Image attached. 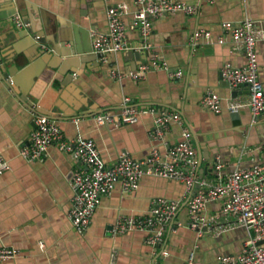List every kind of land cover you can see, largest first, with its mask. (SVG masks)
Returning <instances> with one entry per match:
<instances>
[{
    "label": "crops",
    "instance_id": "obj_1",
    "mask_svg": "<svg viewBox=\"0 0 264 264\" xmlns=\"http://www.w3.org/2000/svg\"><path fill=\"white\" fill-rule=\"evenodd\" d=\"M178 1L197 6V14L153 20L152 51L167 61L169 71H151L141 81H118L111 75L114 64L129 72L148 60L141 51L134 0H0L1 16L11 20L0 28V157L12 167L0 176V248L19 251L16 259L0 264H184L191 252H195L194 264H219L220 256L243 250L249 230L235 217L224 216L221 202L208 205L205 214L214 220L200 237L189 225L186 186L153 176H145L133 193H124L118 183L111 196L103 197L90 228L80 234L69 212L74 196L70 179L83 167L81 163L57 145L41 160L28 161L21 155L30 145L37 111L44 110L59 118L55 121L65 139L93 141L109 166L124 153L140 161L147 160L153 149L165 154L185 129L191 131L196 154L202 158L199 177L211 184L225 182L237 167L263 163L264 117H253L247 106L248 88L228 86L222 69L226 64L247 65L243 47L235 44L223 24L249 18L264 28V0ZM110 6L127 8L123 19L128 43L132 51L142 53L140 58L125 59L126 53H118L102 64L93 53L92 34L108 32ZM16 13L22 19L30 17L23 21L33 33L14 24ZM44 22L48 28L41 32ZM200 28L210 31L211 37L193 46L191 38ZM37 37L46 45L40 47ZM257 55L264 85V42L257 44ZM12 58L25 63L16 69ZM5 71H10L7 78ZM178 71L181 77L171 76ZM209 91L224 100V107L227 100L245 107L237 114L226 107L220 114L209 111L202 106ZM124 97L157 113L143 114L130 125L95 122L98 114L120 111ZM161 112L179 113L182 122L171 123L163 139L155 140L152 134ZM207 165L212 173L203 171ZM217 165H222L221 177ZM158 198L181 202L176 228L165 232L161 248L148 245L143 232L113 235L119 219L145 217Z\"/></svg>",
    "mask_w": 264,
    "mask_h": 264
},
{
    "label": "built area",
    "instance_id": "obj_2",
    "mask_svg": "<svg viewBox=\"0 0 264 264\" xmlns=\"http://www.w3.org/2000/svg\"><path fill=\"white\" fill-rule=\"evenodd\" d=\"M137 11L134 16L143 41L141 51L148 52V60L142 62L134 71L120 69L114 64L111 69L112 78L123 81L133 79L141 81L151 71H169V65L160 55L155 54L151 36L153 20L169 14L183 13L196 15L197 6L178 0H134ZM213 4L215 0H205ZM126 7L110 6L107 12L109 30L107 33L92 34L93 53L102 64L109 63L111 55L127 53L132 50L127 39V26L123 19ZM19 29H28V24L19 14L13 17ZM224 30L230 34L235 44L242 46L247 59L244 68L226 64L222 69V78L233 89L246 85L250 93L248 108L254 118L264 117V85L260 80L257 44L264 42V28L252 19L246 18L235 24L225 22ZM211 32L197 29L191 38L193 46L203 39H209ZM37 39H40L37 37ZM182 72L172 73V77H181ZM120 111H106L95 116L100 126L130 125L139 122L146 113L156 114L155 108H139L130 97H124ZM202 106L209 111L220 114L225 107L235 114L245 107L233 100H224L213 91L207 92ZM179 113L161 112L152 134L155 140H162L171 123H181ZM57 145L61 151L72 154L83 167L76 169L71 176L70 184L74 191L69 218L74 229L85 233L92 225L93 218L102 203L103 197H109L118 183L124 193L138 190L145 176H153L178 181L186 186L189 225L201 237L214 218L207 217L205 212L209 204L221 202V213L233 216L240 226L249 230V237L239 254L225 255L218 258L219 264H264V162L251 167H237L225 182L211 184L199 177V158L192 143V133L185 129L181 140L165 154L153 149L145 161H140L127 153L109 166L101 157L96 144L85 138L68 140L64 138L56 121L46 115L37 114L35 129L30 137V145L21 150V155L28 161L41 160L49 149ZM264 150V146H263ZM12 169L11 164L0 157V176ZM222 165L216 166L221 177ZM199 189L196 191V185ZM181 202L158 198L143 218H121L112 227L114 236L131 232L147 234L146 243L152 247L162 244L165 232L172 231ZM181 226V224H178ZM165 255L167 253H164ZM19 251L10 247L0 248V263L16 259ZM195 252H191L184 264H194Z\"/></svg>",
    "mask_w": 264,
    "mask_h": 264
},
{
    "label": "water",
    "instance_id": "obj_3",
    "mask_svg": "<svg viewBox=\"0 0 264 264\" xmlns=\"http://www.w3.org/2000/svg\"><path fill=\"white\" fill-rule=\"evenodd\" d=\"M5 1H7V0H4V2ZM16 14H18V13H16ZM22 15H25L24 13H22ZM29 18V19H28ZM27 19L28 20H30V17H28ZM24 19V21L25 22H28L27 21V19L24 17L23 18ZM8 22H11V20L10 21H8V18L6 17H2L1 16V14H0V28L3 26V25H6V23H8ZM35 28V27H34ZM48 28V25L44 22V24H43V28H42V30H39V31H41V32H44V30L45 29H47ZM33 29H31V28H29V29H27V32L28 33H33V31H32ZM37 42H38V44H39V46L40 47H42V46H44V45H46V41H43L42 39H38L37 40ZM60 42H61V44L63 45L64 44V40H63V38H60ZM143 46V45H142ZM145 54L146 55H148V52H145ZM141 55H142V53H140V52H137V51H132V50H130V51H128V53H126L125 54V59H132V58H140L141 57ZM1 59V58H0ZM13 59V61H12V63L14 64L13 66L16 68V69H18V67L17 66H19V65H22V64H24L25 63V61L24 60H19V58H12ZM67 64H71L70 62H66ZM66 65V64H65ZM73 66V65H72ZM70 70H73V69H70ZM3 71V70H2ZM3 74H4V76L7 78L9 75H10V71H5V72H3ZM227 85L229 86V84L227 83ZM241 87H247L246 85H240L238 88H241ZM236 94V91H234L233 92V96ZM19 96H21V98H23L27 103H28V105H30V106H32L33 105V102L28 98V97H23V95H19ZM37 114H42V115H46V116H48V117H50V118H52V119H54V120H58L59 118L58 117H55V115H54V113H52V112H50V111H44V110H42V111H37ZM235 114H237V113H235ZM199 160H200V158H199ZM201 165H202V158H201V160H200V163H199V172H200V174L202 173V169H201ZM203 171H206V172H213V169L212 170H209L208 169V165L206 166V167H204V169H203ZM202 179H204V177L202 176V175H200V180H202ZM199 189V185L197 184L196 185V187H195V190L197 191ZM163 245L162 244H159V245H157L156 246V248H161Z\"/></svg>",
    "mask_w": 264,
    "mask_h": 264
}]
</instances>
